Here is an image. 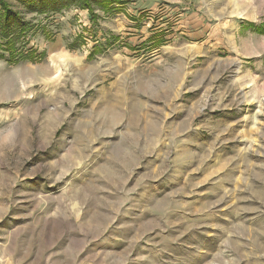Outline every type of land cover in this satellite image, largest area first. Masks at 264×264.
Instances as JSON below:
<instances>
[{"label": "rangeland", "instance_id": "1", "mask_svg": "<svg viewBox=\"0 0 264 264\" xmlns=\"http://www.w3.org/2000/svg\"><path fill=\"white\" fill-rule=\"evenodd\" d=\"M5 1L0 264H264V0Z\"/></svg>", "mask_w": 264, "mask_h": 264}, {"label": "trees", "instance_id": "2", "mask_svg": "<svg viewBox=\"0 0 264 264\" xmlns=\"http://www.w3.org/2000/svg\"><path fill=\"white\" fill-rule=\"evenodd\" d=\"M26 1V0H21ZM123 0H37L33 4V12L39 15H44L51 12L61 11L62 9L71 6L79 5L81 9H88L90 13L94 14V4H97L104 11L108 10L114 4H122ZM31 30L30 25L22 19L21 15L11 9L10 5L5 0L0 1V39L7 41L4 45L0 44V48H4L10 54V62L18 63L22 60L37 61L45 54H37L36 52L25 54H18L16 51V44ZM257 33L264 34V30H259ZM76 48V46H73ZM97 53H101L99 48H94L89 56L93 59Z\"/></svg>", "mask_w": 264, "mask_h": 264}, {"label": "crops", "instance_id": "3", "mask_svg": "<svg viewBox=\"0 0 264 264\" xmlns=\"http://www.w3.org/2000/svg\"><path fill=\"white\" fill-rule=\"evenodd\" d=\"M168 3H171L170 1H173V2H179L180 0H166ZM191 1V0H190ZM193 1H195V0H193ZM163 6H165L164 7V9H166L165 11H167L166 13H168V16L170 17L171 15H174V12L173 11H176L177 10V7L175 8H172L171 10H172V12L170 11V9H169V7L170 6H166V5H163ZM163 9V8H162ZM167 9H169V10H167ZM170 12L172 13V14H170ZM133 21V22H132ZM132 23H134V19H132ZM187 27V26H186ZM187 28H189V27H187ZM181 34H183V33H181ZM178 36V35H177Z\"/></svg>", "mask_w": 264, "mask_h": 264}, {"label": "built area", "instance_id": "4", "mask_svg": "<svg viewBox=\"0 0 264 264\" xmlns=\"http://www.w3.org/2000/svg\"><path fill=\"white\" fill-rule=\"evenodd\" d=\"M92 41H93V39H92V37L90 38V44L92 45ZM88 43H89V40L87 41Z\"/></svg>", "mask_w": 264, "mask_h": 264}, {"label": "bare ground", "instance_id": "5", "mask_svg": "<svg viewBox=\"0 0 264 264\" xmlns=\"http://www.w3.org/2000/svg\"><path fill=\"white\" fill-rule=\"evenodd\" d=\"M148 127V126H147ZM146 128V127H145ZM147 131V130H146Z\"/></svg>", "mask_w": 264, "mask_h": 264}]
</instances>
